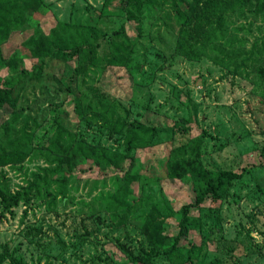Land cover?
Wrapping results in <instances>:
<instances>
[{
    "label": "rangeland",
    "instance_id": "rangeland-1",
    "mask_svg": "<svg viewBox=\"0 0 264 264\" xmlns=\"http://www.w3.org/2000/svg\"><path fill=\"white\" fill-rule=\"evenodd\" d=\"M42 1L44 12L32 16L44 28L55 21L92 25L95 59L91 65L80 59L65 63L47 59L43 76L19 85L17 102L29 105L25 110L29 118L25 122L23 116L15 122L4 118L7 135L21 126L30 134L29 152L19 164L0 165V183L14 191L25 185L37 167L53 165L45 164L37 149L44 152L40 141L51 130L53 118L68 121L69 101L76 103L81 114L74 123L75 134L86 142L122 150L123 135L109 134L101 118L130 121L146 112L156 125V134L150 145L133 151L136 177L125 198L128 206L107 208L102 197L112 193L114 186L107 177L104 184L94 182L103 176L94 169L75 179L65 177L64 198L50 183L47 189L39 187V198L30 197L11 207V214L0 205V253L9 255L0 264H98V257L108 258L111 264H127L117 244L133 253L150 249L142 231L143 214L152 205L160 214H169L192 199L191 178L171 180L166 175L172 149L183 144L187 152L193 143L192 135L179 128L191 114L197 128L207 134H200L198 152L189 156L197 158L205 172L259 161V150L264 147V78L257 70L264 66V53L256 56L254 52L264 42V1L250 0L242 10L228 13L224 38L215 42L226 52L239 53L228 64L212 62L211 57L219 54L211 50L199 60L176 52L181 24L175 15L191 16L196 0H142L143 9L136 14L139 28H135L136 21L126 19L131 7L118 9V0H110L107 10L101 8L105 0ZM120 24L134 41L132 67L107 62L112 52L104 35ZM32 25L27 22L15 31L7 45L20 48ZM247 54L253 61L245 60L235 68ZM189 215V239L196 246L190 252L196 257L194 264H264V165L257 174L233 180L223 196L190 208ZM166 223L173 234L174 220ZM164 244L169 245L170 239ZM185 256L184 249L174 262L164 256L156 262L192 264Z\"/></svg>",
    "mask_w": 264,
    "mask_h": 264
},
{
    "label": "trees",
    "instance_id": "trees-1",
    "mask_svg": "<svg viewBox=\"0 0 264 264\" xmlns=\"http://www.w3.org/2000/svg\"><path fill=\"white\" fill-rule=\"evenodd\" d=\"M109 1H104L101 6L103 10H107L108 5L106 4ZM118 1V9L131 7V10H127L126 19L132 22L136 21L135 28H139L136 14L143 9V1ZM247 4H250V0H196L195 10L191 16L186 17L175 12V16L181 24L178 30L179 37L175 43L176 52L187 59L199 60L207 54V50H211L219 54V57H211L210 60L214 63L223 61L224 64H228V61L235 60L239 56L238 52H226L215 42L224 38L223 25L228 13L235 8L242 10ZM45 6L46 4L42 0H0V71H3L0 73V114H4L0 120L1 166L19 164L29 152L30 134L21 126L11 135H7L4 118L8 117V122H15L21 116L25 119L24 122L29 118L28 112L25 111L29 105L24 104V101L17 102L16 89L19 85L23 81L37 80L43 76L44 64L47 59L60 60L63 63L70 59H80L90 65L95 59L92 25L55 21L54 24L44 28L42 22H39V18L37 20L32 15L44 12ZM27 22L33 23L30 35L20 42V48L11 49L12 47L7 45L9 39ZM138 32L135 33L136 37ZM104 38L112 52L107 62L117 66L132 67L135 58L134 41L126 35L124 25L120 24L105 33ZM253 48L250 49L251 52H253ZM262 52L264 53V42L257 47L254 53L256 56H261ZM253 58L252 55L247 54L245 58L240 59L235 68L240 67V64L245 60L253 61ZM257 74L264 78V66L258 67ZM67 91V95L70 97L69 85ZM68 105L71 106L72 112L66 116L69 118L68 121L62 123L63 121L58 117L53 118L51 130L48 134L42 135L40 141L44 152L41 153L40 149H37L44 163L53 165L37 167L35 171L29 173V179L25 181V185L14 191L10 192L5 184L0 183V205L10 214V208L16 206L18 202L26 203L30 197L34 196L39 198V187L47 189L50 183L55 184L57 194L64 198V178L75 179L74 176L77 174L85 173L91 169L98 170L103 174L102 177L93 180L94 182L101 180V183L104 184L103 179L107 177L114 186L112 193H107L102 197L107 208L113 205L128 206L125 203V198L131 193V184L135 182L136 177L133 169L135 162L133 151L142 147L141 145H150L156 134V125L148 118L149 112L143 114L140 119L130 121L112 117L101 118V126L107 129L109 134L120 133L123 135V149L117 150L78 138L74 131V123L81 119V114L74 101H69ZM6 108L8 112H4ZM195 120V115L191 114V118L185 121L186 125H179L183 134L192 135L193 143L187 146V152L183 144L172 149L171 161L167 165L166 172L167 178L171 180L191 178L189 180L195 188L192 199L165 215L160 214V211L152 205L143 214L142 220V231L150 249H139L137 253H133L121 244H117V247L126 256L127 264H161L156 262L159 256H164L167 261L174 262L175 257L182 256L184 249L185 257L194 264L193 260L196 257L190 252L196 246L189 239L190 208L199 207L213 196H223L233 180L240 179L244 174H257L261 170V166L264 165V147H262L258 153L259 161L257 163L205 172L198 159L189 156L197 154L201 135L207 134L204 130L197 128ZM177 168L178 170H176ZM0 177H3L1 173ZM51 177L53 179L49 181ZM139 200L140 198L137 197L136 202ZM170 219L175 222L173 234L167 231L166 222ZM118 222H122L121 217ZM167 238L170 239L169 245L164 244ZM186 244L189 246L184 248ZM8 258L9 255L6 252L0 253V263ZM96 259L98 264H111V261L106 257ZM10 264L25 263L13 261Z\"/></svg>",
    "mask_w": 264,
    "mask_h": 264
}]
</instances>
